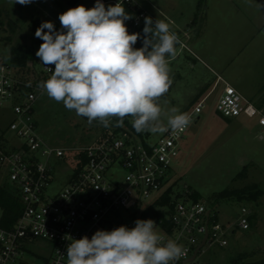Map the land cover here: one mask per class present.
I'll return each instance as SVG.
<instances>
[{
    "label": "built area",
    "instance_id": "obj_1",
    "mask_svg": "<svg viewBox=\"0 0 264 264\" xmlns=\"http://www.w3.org/2000/svg\"><path fill=\"white\" fill-rule=\"evenodd\" d=\"M117 3L132 4V0ZM130 9L133 18L126 23L134 27L150 17L141 8ZM47 67L54 70L53 65ZM42 68L51 76L50 70ZM41 90L16 67L0 61V104L8 102L13 113L11 135L0 134V170L24 205L10 228L3 225L0 209V264H26L28 244L36 241L50 245L43 264H67L71 242L67 236L90 239L97 230L133 228L137 219H152L157 231L183 246L184 255L173 264H211L200 256L207 254V245L227 246L229 227L219 222L218 213L208 205L176 192L173 165L188 127L178 135L163 132L154 142L151 135L141 138L127 129L109 127L90 146L54 147L38 132L34 105ZM208 97L186 113L191 123L199 119ZM215 108L225 118H258L264 135V115L232 85H225ZM59 169L66 175L62 186L55 185ZM170 189L171 201L163 204ZM236 225L250 228L246 207L241 208Z\"/></svg>",
    "mask_w": 264,
    "mask_h": 264
},
{
    "label": "rangeland",
    "instance_id": "obj_2",
    "mask_svg": "<svg viewBox=\"0 0 264 264\" xmlns=\"http://www.w3.org/2000/svg\"><path fill=\"white\" fill-rule=\"evenodd\" d=\"M119 1L105 0V6L115 5ZM136 2L138 0H132L134 5ZM95 3L96 0H80L75 6H71L68 0H34L29 5H20L14 4V0H0L3 21L0 28V61L9 60L11 44L24 43L34 49L33 68L36 78L41 79V82L46 81L50 76L43 71V64L36 56L38 48L31 36L30 22L39 18L42 22L51 21L61 27L58 18L61 13L79 5L92 8ZM202 3L204 0H199L197 5ZM11 22L17 23L14 32L10 28ZM177 26L184 32L190 28L202 30L205 25L198 21L196 24L185 23ZM236 34L234 29L229 32L227 39L215 33L210 38L206 37L207 40L203 37L194 39L189 49L200 56L202 50L210 53L218 61L212 63V67L218 71L219 64L230 60V55L237 48L235 43L238 41L234 37ZM178 39L180 52L169 63V75L173 83L158 101L161 107V123L167 126L169 116L174 115L172 109L185 113L201 98L206 95L209 97L199 119L189 124L184 137L179 141V156L173 165V178L177 181L176 192L181 198H184L183 194L190 196L195 193L199 201L209 207L214 203L211 209L218 213L219 222L229 227L228 245H207L205 250L208 252L200 256V259L211 264H264V195L258 201H239L235 198L220 200L218 203L215 201L216 196L224 191L240 190L251 184H257L264 190V137L261 138L263 127L259 125L256 117L240 115L225 118L217 112L215 105L219 94L226 84L234 86L232 82L236 81L234 65L232 68H225L227 82L219 83L216 88L212 87L217 75L204 66L201 60H194L191 51L187 50L186 38ZM201 44H204V48L200 51L197 46ZM239 92L249 98V90ZM37 93L35 118L38 132L48 145L62 148L90 146L109 128L99 121L89 124L87 118L77 115L74 110H67L62 102L50 99L43 89ZM12 119L10 104L2 102L0 134L11 135L9 125ZM150 135V141L154 142L162 133L150 132ZM241 173L245 175L241 176ZM56 176L55 185L62 186L66 175L59 169ZM0 184L11 186L8 176L1 170ZM242 207H246L250 213L249 229H241L236 225ZM49 255L50 245L44 241H36L28 244L25 261L26 264H43L44 258Z\"/></svg>",
    "mask_w": 264,
    "mask_h": 264
},
{
    "label": "clouds",
    "instance_id": "obj_3",
    "mask_svg": "<svg viewBox=\"0 0 264 264\" xmlns=\"http://www.w3.org/2000/svg\"><path fill=\"white\" fill-rule=\"evenodd\" d=\"M34 0H14L29 5ZM61 30L44 21L35 31L43 41L36 56L51 71L39 85L50 99L104 127L123 126L132 117L136 132H183L191 123L186 113L171 111L167 126L160 121V97L173 81L170 59L179 39L164 20L144 18L143 46L134 45L140 33L129 34L132 19L120 3L96 0L92 8L79 5L59 15ZM47 29V31H45ZM54 65V70L47 67ZM67 246V264H173L184 255L183 246L157 231L152 219L135 221V227L97 230L89 239H73Z\"/></svg>",
    "mask_w": 264,
    "mask_h": 264
},
{
    "label": "crops",
    "instance_id": "obj_4",
    "mask_svg": "<svg viewBox=\"0 0 264 264\" xmlns=\"http://www.w3.org/2000/svg\"><path fill=\"white\" fill-rule=\"evenodd\" d=\"M198 1L138 0L135 6L146 11L153 20H164L178 38H186L187 50L191 51L194 60H201L204 66L217 75L212 87L216 88L219 83L226 81L225 68L234 65L237 77L232 82L233 87L238 91L249 90L248 100L264 115V0H204V3L197 5ZM198 21L205 25L202 30L190 28L183 32L177 26L196 24ZM233 25L236 26L233 28ZM234 29L237 31L234 37L238 41L232 54L235 59L230 55V60H221L218 71L212 67V63L218 61L202 50L204 44L197 46L202 50V56L189 49L194 39L210 38L214 33L227 39L229 32ZM179 52L176 51V56Z\"/></svg>",
    "mask_w": 264,
    "mask_h": 264
},
{
    "label": "trees",
    "instance_id": "obj_5",
    "mask_svg": "<svg viewBox=\"0 0 264 264\" xmlns=\"http://www.w3.org/2000/svg\"><path fill=\"white\" fill-rule=\"evenodd\" d=\"M79 1L80 0H68V4L71 6H75ZM122 6H124V8L125 7L127 8L126 12H128L129 14L134 13V10L130 9V7L135 8L136 10H138V8H139V7L135 6L133 3L132 4L124 3ZM41 23H42V20L39 18L33 19L30 22L31 36H32V39H33V41H34V43L38 49H39V46L43 43V41L41 39L35 37V31L40 26ZM125 24L127 26L129 34L140 33L141 38L138 39V41L134 45V47L135 48L142 47L143 46L142 41H143L144 23L140 27H134L133 25L126 23V21H125ZM54 25H55V28L57 31L61 30L60 26H58L57 24H54ZM2 26H3V21H2V14H1V9H0V28ZM16 26H17L16 22H11L10 28H11L12 32H14L16 30ZM45 31H47V29H45ZM8 40L10 41V37H8ZM178 48H179V43L176 45L177 50H178ZM34 61H35L34 49L28 47L26 44L21 43V42H16V43L10 45L9 60L7 61V63L16 67L18 69V71L20 73L24 74L25 77L28 78L30 81L40 85L41 79L36 78V74L34 73V68H33ZM185 113H187V112H185ZM115 120H116V118L113 117L112 118V125L109 127H114V128H116L115 130L127 129V130L132 131L133 133L137 134L141 138L146 137V136L148 137L150 135V132H148V131H144L141 133L136 132V130L134 129V127L131 123L132 117H130V116L125 117L123 126H116ZM243 175H245V174L241 173V176H243ZM170 193H171V189L162 198L161 202L163 204L171 201ZM263 195H264L263 189L259 188L257 186V184H251V185H248V186H246L240 190L224 191V192H222L216 196L215 201H216V203H218L220 200H226V199H232V198L238 199L239 201H242V200L258 201V199L260 197H262ZM191 197L195 201H199L197 194L192 193ZM213 204H210V205L212 206ZM23 208H24V205H23L17 191L14 190V188L12 186L7 187L6 185L0 184V209L2 211V223L6 228H10L16 222V220L21 215ZM151 211L152 210H149V212H151ZM157 214L159 215V213H157ZM250 219H251V217H250Z\"/></svg>",
    "mask_w": 264,
    "mask_h": 264
},
{
    "label": "water",
    "instance_id": "obj_6",
    "mask_svg": "<svg viewBox=\"0 0 264 264\" xmlns=\"http://www.w3.org/2000/svg\"><path fill=\"white\" fill-rule=\"evenodd\" d=\"M171 228V226L169 227V229ZM204 242H205V240H204ZM204 242L200 245V247L199 248H201V246L204 244ZM198 248V249H199ZM198 249L196 250V252L194 253V255H193V257L191 258V259H193V258H195V256H196V254H197V251H198Z\"/></svg>",
    "mask_w": 264,
    "mask_h": 264
}]
</instances>
